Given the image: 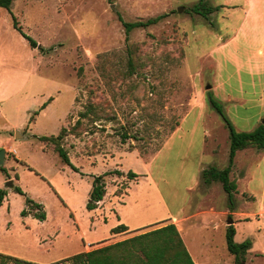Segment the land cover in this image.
<instances>
[{"label": "rangeland", "instance_id": "374dc122", "mask_svg": "<svg viewBox=\"0 0 264 264\" xmlns=\"http://www.w3.org/2000/svg\"><path fill=\"white\" fill-rule=\"evenodd\" d=\"M197 1L14 0L0 7V188L7 191L0 253L71 264L78 252L174 222L195 264H237L226 242L232 220L234 242L252 241L241 264H264V217L254 214L264 201V150L236 151L231 216L221 183L201 178L205 167L224 168L229 155L228 128L210 97L236 131L264 119V0H207L223 5L209 19L191 10ZM158 15L126 36L123 21ZM89 101L105 118L80 117L61 140L73 170L34 135L70 129ZM116 169L123 174L104 177L106 194L88 210L92 176ZM128 170L139 176L129 179ZM26 196L41 204L44 219L21 215L36 211ZM118 224L128 231L113 233Z\"/></svg>", "mask_w": 264, "mask_h": 264}, {"label": "trees", "instance_id": "16d2710c", "mask_svg": "<svg viewBox=\"0 0 264 264\" xmlns=\"http://www.w3.org/2000/svg\"><path fill=\"white\" fill-rule=\"evenodd\" d=\"M13 1L14 0H0V7L9 9ZM222 6L223 5H212L207 0H198L191 7V10L201 15L205 19H209L210 14L218 11ZM163 16L164 15H158L145 21H123L122 23L126 36H128L129 32L134 28H145L149 25L157 23L163 18ZM13 27L16 28L20 34H22V36L28 40L29 46L31 48L37 47V42L31 36L24 33L21 28L18 27L15 20L13 22ZM129 65L132 66L131 60H129ZM134 70L135 69L130 68V74L133 73ZM209 101L222 116L228 128V137L230 142L229 155L228 163L224 168L218 169L214 165L205 167L201 170V178L202 182L207 185L211 184L213 181H219L221 183L222 188L227 195L229 206L228 215L231 216V212L235 208L234 191L237 188L235 180L230 179L229 176L233 165L234 156L237 150L247 147L264 149V126L259 124L250 131H236L228 118H226V116L223 114L218 102L212 97L209 98ZM44 106L45 104H43L41 107ZM89 116L93 121L105 118V115L102 114V110L97 109V105L92 101H89L85 111H81L79 113V118L70 129L61 127L56 135L34 136L38 137L39 140L45 143H50L62 161L70 165L73 170H77L78 168L71 164L68 153L61 144V140L68 134V132H73L76 127L80 125V117ZM128 137H130L128 133H123L122 139H126ZM109 173L121 175L123 174V171L116 169L92 176L91 188L88 193L89 199L85 205L88 210L97 208L98 203L103 200L106 194V183L104 177ZM126 176L129 179H134L139 175L132 170H128L126 172ZM13 191L22 195L25 194L18 185L13 186ZM118 193H120V191H118ZM6 194V189L0 188V207ZM25 206L29 207L30 209L35 208L36 211L29 212L27 209L23 208L21 215L25 216L31 214L33 217L41 220L45 218V213L42 210L41 204L37 203L30 197H25ZM128 229L129 228L126 225L118 224L117 226L113 227L111 231L113 233H124L127 232ZM234 234L235 228L233 221L230 220V224H228L226 227L227 249L231 254L234 255L237 264H241V262L245 259L247 251L252 246V241L247 239L240 243H236L233 240ZM0 258L1 261H3V264L6 260H13L14 264H36L34 262L24 261L2 253H0ZM67 259L70 260L71 264H195L191 255L186 249L177 226L173 222L135 234L131 237H127L110 244L90 249L88 251L78 252ZM0 264H2V262Z\"/></svg>", "mask_w": 264, "mask_h": 264}, {"label": "crops", "instance_id": "0c3cea01", "mask_svg": "<svg viewBox=\"0 0 264 264\" xmlns=\"http://www.w3.org/2000/svg\"><path fill=\"white\" fill-rule=\"evenodd\" d=\"M260 50V49H259ZM261 50H262V47H261ZM259 150H261V151H263L264 149H259ZM135 172V171H134ZM262 184L264 185V179H263V182H262ZM237 189V188H236ZM263 198V197H262ZM101 202V201H100ZM98 204H100V203H98ZM2 206V205H1ZM98 207V206H97ZM232 213V212H231ZM244 213H240V214H238V217H244V215H243ZM255 214V217H257V219H260V218H262L263 219V215H264V201H263V199H261L260 200V202H259V200H258V212L257 213H254ZM247 219V218H246ZM174 223V222H173ZM129 228V227H128ZM178 228V227H177ZM179 229V228H178ZM117 234H119V233H117ZM88 251V250H87Z\"/></svg>", "mask_w": 264, "mask_h": 264}, {"label": "water", "instance_id": "95a60500", "mask_svg": "<svg viewBox=\"0 0 264 264\" xmlns=\"http://www.w3.org/2000/svg\"><path fill=\"white\" fill-rule=\"evenodd\" d=\"M181 10V7L178 9ZM262 125L264 126V119L262 120ZM19 134V132L16 131V136ZM5 158V149L4 148H0V165L3 164ZM7 186L11 187L13 185L12 181H8L6 183Z\"/></svg>", "mask_w": 264, "mask_h": 264}]
</instances>
